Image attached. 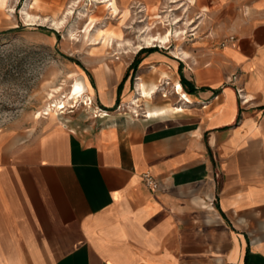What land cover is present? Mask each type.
Returning <instances> with one entry per match:
<instances>
[{"label":"crops","instance_id":"0c3cea01","mask_svg":"<svg viewBox=\"0 0 264 264\" xmlns=\"http://www.w3.org/2000/svg\"><path fill=\"white\" fill-rule=\"evenodd\" d=\"M187 1L234 44L92 56L106 118L0 130V264H264V0Z\"/></svg>","mask_w":264,"mask_h":264},{"label":"rangeland","instance_id":"374dc122","mask_svg":"<svg viewBox=\"0 0 264 264\" xmlns=\"http://www.w3.org/2000/svg\"><path fill=\"white\" fill-rule=\"evenodd\" d=\"M98 1L7 0L3 5L0 0V130L14 125H33L45 119L52 123L85 124L90 117L98 118L94 114L100 108L92 99L91 105L84 106L81 99L74 100L77 93L73 94L80 89V77H85L84 72L87 75L85 65L92 56L106 62L132 54L156 52L180 61L184 57L178 54L181 51L189 54L193 39L210 38L220 45L228 36L235 35L230 31L206 30L205 26L191 30L188 24L195 18L196 6L190 7L186 0H180L184 5L178 8L169 3L170 0H157L153 5L139 0H115L108 8ZM28 3L34 4L30 13L37 18L32 26H27L22 19V10ZM110 8L115 9L114 14ZM173 19H179V23L175 25ZM61 20L63 25L59 29L52 26L51 22L60 23ZM168 30L169 42L162 40ZM120 40L123 41L121 48L118 46ZM168 82L160 79L153 85V96L166 99L170 88L174 87ZM138 83L135 78L133 90H137ZM68 98L63 110L53 108L54 101ZM50 105L54 113L44 117V110ZM137 109L139 117L141 111ZM121 112L133 117L127 106Z\"/></svg>","mask_w":264,"mask_h":264},{"label":"bare ground","instance_id":"6f19581e","mask_svg":"<svg viewBox=\"0 0 264 264\" xmlns=\"http://www.w3.org/2000/svg\"><path fill=\"white\" fill-rule=\"evenodd\" d=\"M91 1V0H90ZM98 1V0H97ZM6 2H7V0H2V4L4 5H6ZM99 2V1H98ZM114 2H115V0H101V2H99V4H103L105 7H111V6H113V4H114ZM78 3L79 2H77L76 4H74V7H77V5H78ZM169 3H171V4H175V6L178 8V7H182L183 5H184V3H182L181 4V1L180 0H170V2ZM32 5H34V4H30V3H28L25 7H24V9L22 10V19H23V21H24V23L26 22V24H27V26H32L33 25V23L34 22H36L37 21V18H35L30 12H31V9L33 8V6ZM72 7H73V4H72ZM176 8V9H177ZM110 11H111V14H114L115 13V9L114 8H110L109 9ZM9 11V10H8ZM13 12V11H12ZM69 14H70V12H69ZM88 16V15H87ZM126 16V15H125ZM128 16V15H127ZM39 18V17H38ZM90 18V17H89ZM66 20V19H65ZM174 20V24L176 25V24H178L179 22V19H173ZM40 21V20H39ZM92 22V21H91ZM52 23V26L53 27H55V28H57V29H59V27L60 26H62L63 25V20H61L60 21V23H53V22H51ZM160 23H162V22H160ZM171 27H172V24H171ZM172 30V29H171ZM97 31V30H96ZM98 32V31H97ZM167 34H166V36L164 35L162 38H160V39H162V40H166L167 42H169V38H170V31L168 30V32H166ZM144 34V33H143ZM105 36V35H104ZM103 36V37H104ZM119 38H121L120 36H119ZM157 39V38H156ZM112 40V39H111ZM115 40V39H114ZM123 40V39H122ZM153 40V39H152ZM117 40H115V42H116ZM124 41V40H123ZM123 41H119L118 42V46L121 48V46L123 47V45H121L120 43H122ZM153 41H155V40H153ZM126 42V41H125ZM124 42V43H125ZM146 43H147V40H146ZM153 43V42H152ZM161 43V42H160ZM159 43V44H160ZM104 44V43H103ZM164 44V43H163ZM115 45V44H114ZM126 45L129 47L130 46V44L129 43H126ZM126 47V46H125ZM81 78V77H80ZM79 84H80V89H78L77 91H74L73 92V94L74 93H77V95H76V98H74V100H76V99H81L82 101H84L83 102V104H84V106H87L88 105V100H91V97L89 96V95H87V93H86V91H87V89H86V87H85V84L83 83V81H82V79L81 80H79ZM177 88H175V90H176ZM182 89V88H181ZM83 92H85V93H83ZM71 98V97H70ZM70 98H68V99H63V100H56V101H54V105H53V108L54 109H60V111L61 110H63L65 107H67V105H68V100L70 99ZM137 98L138 99H136L135 101L133 100V103L135 104V103H138L139 102V100L140 99H142L143 98V94L142 93H139V94H137ZM76 103H79V101L77 100L76 101ZM93 103V102H92ZM137 105V104H136ZM88 108V107H87ZM132 109V108H131ZM180 108H178V110H179ZM131 113H136V114H138V109L137 110H132V111H130ZM54 113V111L53 110H51V105L48 107V108H46L45 110H44V117H48V116H50V115H52ZM55 113H57V112H55ZM57 115V114H56ZM37 117H39V115L37 114Z\"/></svg>","mask_w":264,"mask_h":264},{"label":"built area","instance_id":"2783aa9c","mask_svg":"<svg viewBox=\"0 0 264 264\" xmlns=\"http://www.w3.org/2000/svg\"><path fill=\"white\" fill-rule=\"evenodd\" d=\"M234 42H235V38H234V36H228V37L225 39V41L221 44V46L223 47L225 44H234ZM240 91H241V90H239V95H240ZM240 99H241V103L245 102V100H242V96H241V95H240ZM185 101H186V100H183V102H185ZM91 104H92L91 100H88V105H87V106H89V105H91ZM96 110H97V111H96V113L94 114L95 117L103 118V117H106V116H107L106 112H104V111H102V110H100V109H96ZM132 115H133L134 118H137L139 114L133 113ZM215 178H216V179H219V178H220V174H219V173L215 174ZM141 179H142L143 183H144V184H145V185H146L151 191H155V190H157V188H158V184H157V182L155 181V179H154L152 176H150L149 174H143Z\"/></svg>","mask_w":264,"mask_h":264},{"label":"trees","instance_id":"16d2710c","mask_svg":"<svg viewBox=\"0 0 264 264\" xmlns=\"http://www.w3.org/2000/svg\"><path fill=\"white\" fill-rule=\"evenodd\" d=\"M71 62H73V63H75V64H77L78 65V63L75 61V60H73V59H71V58H68ZM181 81H183V80H181Z\"/></svg>","mask_w":264,"mask_h":264}]
</instances>
